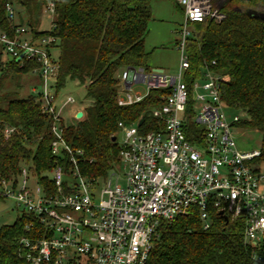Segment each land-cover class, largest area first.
Here are the masks:
<instances>
[{
  "label": "built area",
  "instance_id": "built-area-1",
  "mask_svg": "<svg viewBox=\"0 0 264 264\" xmlns=\"http://www.w3.org/2000/svg\"><path fill=\"white\" fill-rule=\"evenodd\" d=\"M176 1L183 6L185 18L177 31L178 73L127 67L120 75L121 106L141 102L153 89L171 88L162 97L163 104L149 113L162 121L163 128L143 132L139 122L144 116L132 124L119 122L118 164L104 177L89 178L78 168L84 151L72 150L63 140L62 128L55 126L52 153L62 158L69 154L70 167L57 165L40 177L22 165L17 177L0 179V205L9 201L8 210L22 208L19 217L34 218L19 240L20 264H148L162 222L171 223L194 207L200 211L204 230L211 228L210 210L215 209L228 220H244L245 242L255 252L264 247V171L256 161L260 151L245 152L236 144L233 127L242 116L230 118L226 113L221 97L225 77L213 70V61L204 66L191 90L184 81L190 66L186 48L192 25L221 22L226 15L212 0ZM47 10L53 20L54 4ZM6 13L13 34L0 22V50L21 65L39 64L34 72L44 80L45 91L37 94V101L46 115L63 118L65 107L77 101L67 96L60 106L56 92H47L48 82L59 75L51 49L56 38L34 39L32 28L17 22L12 3L6 4ZM190 123L202 129L197 134L199 143L187 137ZM1 132L7 140L19 128L5 123ZM255 257L263 261L256 253Z\"/></svg>",
  "mask_w": 264,
  "mask_h": 264
},
{
  "label": "trees",
  "instance_id": "trees-1",
  "mask_svg": "<svg viewBox=\"0 0 264 264\" xmlns=\"http://www.w3.org/2000/svg\"><path fill=\"white\" fill-rule=\"evenodd\" d=\"M20 1L34 16L28 22L33 38H56L51 47L59 50L56 95L71 80L86 87L87 102L84 118L68 124L63 118L56 120L54 114L43 113L36 94L22 96L2 90L8 77L32 73L39 64L27 61L21 65L10 58L4 61L0 50V179L17 177L22 165L40 177L57 165L70 167L69 154L62 158L52 153L55 126L62 128L63 140L72 150L84 151L78 163L80 173L89 178L104 177L119 162L121 148L118 139L113 141L119 122L132 124L144 116L140 129L145 133L164 126L149 113L163 104L162 97L171 92L170 87L151 90L139 103L118 104L124 69L152 70L151 53L146 49L152 0ZM212 2L226 17L221 22L205 20L192 25L193 35L186 48L190 66L184 81L191 90L204 66L216 62L213 70L225 77L221 89L224 104L243 113L236 125L262 133L260 156L256 158L260 163L264 161V19L254 14L264 15V0ZM7 3L12 0H0V22L13 34ZM50 3L55 8L52 26L47 31L39 30V17ZM5 123L19 128L7 140L1 132ZM201 132L198 124L190 123L187 137L199 143ZM210 215L213 224L208 230L203 229L197 207L171 223L162 222L148 264H261L255 253L264 259V247L255 252L245 242L243 219L226 220L215 209ZM32 220V216L24 215L14 224L0 227V264L22 263L19 240Z\"/></svg>",
  "mask_w": 264,
  "mask_h": 264
},
{
  "label": "rangeland",
  "instance_id": "rangeland-1",
  "mask_svg": "<svg viewBox=\"0 0 264 264\" xmlns=\"http://www.w3.org/2000/svg\"><path fill=\"white\" fill-rule=\"evenodd\" d=\"M32 1V0H29ZM174 0H152V20L149 26V34L146 39V49L151 53L149 66L152 69L164 68L166 73L170 75H175L178 73L180 64V53L176 48L177 31L180 29L181 25L184 23V8L182 5L177 4ZM12 4L17 13V22L28 25L29 21L34 18L32 13L28 11L20 0H12ZM39 23L37 28L42 31L50 30L52 26V19L48 13L47 8L44 9L41 16L39 17ZM52 53L55 56L59 55V50L54 49ZM9 57L4 55V61H8ZM55 80H51L47 84V92L49 94H55ZM121 85V82L119 83ZM143 89V87H139ZM2 90L5 91H16L22 96L28 94H39L45 91L44 80H42L38 73L32 72L24 75H14L8 77L4 81ZM57 104L62 105L66 101L67 96H73L77 105L84 109L86 99V87L79 85L77 82L71 80L67 81L65 86L57 94ZM74 105H67L62 111V117L66 123H74L77 119L74 114ZM228 117H233L238 114L243 117L241 111L226 109ZM233 133L235 137L236 144L238 148L245 152L260 151L262 144V133L258 130L246 129L240 126L233 127ZM118 143L121 142L122 137L120 131L117 132ZM118 164V163H116ZM115 164V165H116ZM259 166L264 171V161L259 163ZM114 167V166H113ZM112 170V169H111ZM112 175V172L109 173ZM124 175V169L121 170L120 176ZM10 179V178H9ZM116 180L114 178V182ZM124 184V181L121 180ZM264 193V187L262 188ZM9 201L4 202L0 205V227L3 225L14 224L20 214L22 213V208L16 210H8ZM264 264V259L261 262Z\"/></svg>",
  "mask_w": 264,
  "mask_h": 264
},
{
  "label": "water",
  "instance_id": "water-1",
  "mask_svg": "<svg viewBox=\"0 0 264 264\" xmlns=\"http://www.w3.org/2000/svg\"><path fill=\"white\" fill-rule=\"evenodd\" d=\"M254 16H256V17H260V18L264 19V15H262V14H258V13H256V14H254ZM154 70H156V71H158V72H162V71H163L162 69H157V68L154 69ZM83 115H84V112H83L82 110H81V111H78V112L76 113V118H77V119H81V118L83 117ZM143 121H144V117L141 118L139 124L141 125V124L143 123ZM116 139H117V137H113V141H116ZM225 219L228 220L227 217H225Z\"/></svg>",
  "mask_w": 264,
  "mask_h": 264
},
{
  "label": "crops",
  "instance_id": "crops-1",
  "mask_svg": "<svg viewBox=\"0 0 264 264\" xmlns=\"http://www.w3.org/2000/svg\"><path fill=\"white\" fill-rule=\"evenodd\" d=\"M155 69H156V68H155ZM157 69H162L163 72L166 73V70H165L164 68L159 67V68H157ZM166 74H168V73H166ZM73 108L75 109V110H74V114H76L78 111H81V110H82V108H81L80 106H78L77 104L74 105ZM82 111H83V110H82Z\"/></svg>",
  "mask_w": 264,
  "mask_h": 264
}]
</instances>
